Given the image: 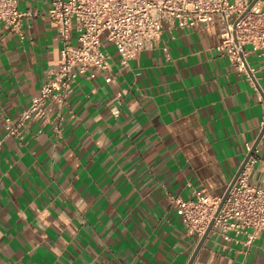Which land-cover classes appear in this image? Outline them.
<instances>
[{
  "label": "crops",
  "instance_id": "0c3cea01",
  "mask_svg": "<svg viewBox=\"0 0 264 264\" xmlns=\"http://www.w3.org/2000/svg\"><path fill=\"white\" fill-rule=\"evenodd\" d=\"M17 1L38 15L24 38L0 24V264H189L200 241L172 197H224L264 128L252 81L218 50L222 22L166 31L127 65L107 43L110 71L80 75L62 137L38 121L14 136L7 119L63 48L52 0ZM249 61L264 91V55ZM255 155L264 187V136ZM224 243L211 234L193 264H264V231L248 253Z\"/></svg>",
  "mask_w": 264,
  "mask_h": 264
},
{
  "label": "built area",
  "instance_id": "2783aa9c",
  "mask_svg": "<svg viewBox=\"0 0 264 264\" xmlns=\"http://www.w3.org/2000/svg\"><path fill=\"white\" fill-rule=\"evenodd\" d=\"M52 0L48 16L57 25L63 43L62 63L51 72L39 95L19 121L7 119L8 135L22 136L31 121L51 125L62 137L66 107L78 78L92 70L110 71L111 54L107 43H114L127 65L141 52L151 50L166 31L196 29L222 22V43L218 50L228 56L235 68L248 76L264 103L250 57L264 55V0ZM38 15L20 9L17 0H0V24L22 38L25 22ZM76 38V41L74 39ZM1 41V37H0ZM111 80V76L107 77ZM252 151V150H251ZM256 152V151H255ZM255 152L232 187L229 197L214 196L206 189L195 197H172L189 234L198 241L215 220L211 234L245 246V252L264 231V187L251 183ZM244 236V238H242Z\"/></svg>",
  "mask_w": 264,
  "mask_h": 264
},
{
  "label": "water",
  "instance_id": "95a60500",
  "mask_svg": "<svg viewBox=\"0 0 264 264\" xmlns=\"http://www.w3.org/2000/svg\"><path fill=\"white\" fill-rule=\"evenodd\" d=\"M257 1H258V0H254L253 3H252V6H254V4H255ZM263 136H264V128H263V130H262V132H261V135H260L259 138L257 139V141H256V143H255V145H254V147H253V149H252V151H251L250 154L248 155V157H247L245 163L243 164V166H242L241 169L239 170V172H238L236 178L234 179L233 183L231 184V186H230L228 192H227L226 195L224 196L223 203H222V205H221V207H220V209H219L218 212L221 211L223 205L225 204L226 200H227L228 197H229V194H230V191H231L232 187L234 186V184H235V182L237 181V179H238L239 175L241 174V172L244 170V168H245L246 164L248 163L249 159L251 158V156L253 155V153L256 151V149H257V147H258L260 141L262 140ZM214 223H215V220L212 221V223L210 224V226H209V228H208L206 234L204 235V237H203V238L201 239V241L199 242V245H198V247H197L195 253L193 254V256H192V258H191L189 264H193V263H194V261H195V259L197 258L199 252L201 251V249H202V247L204 246L205 242H206L207 239L209 238L210 233H211V230H212V228H213V226H214Z\"/></svg>",
  "mask_w": 264,
  "mask_h": 264
}]
</instances>
